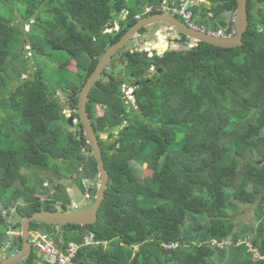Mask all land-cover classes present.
<instances>
[{"label":"trees","instance_id":"1","mask_svg":"<svg viewBox=\"0 0 264 264\" xmlns=\"http://www.w3.org/2000/svg\"><path fill=\"white\" fill-rule=\"evenodd\" d=\"M163 1L0 0V247L7 228L20 232L23 216L56 210L55 201L64 206L58 195H36L24 168L49 170L62 161L90 181L93 201L99 175L79 122L78 92L135 14L144 6L159 12ZM191 1L199 25L233 26L236 0ZM247 6L249 26L239 46L191 45L181 35L174 39L178 48L147 59L126 45L117 52L86 104L109 175L97 220L88 226L33 221L29 230L58 244L93 233L100 244L79 250L81 264H264V0ZM151 45L163 50L167 42ZM52 51L65 57L54 58L48 71L44 60ZM117 65L124 78L114 74ZM126 80L137 81L133 102L120 88ZM253 203L257 224L232 217L239 204ZM212 239L232 244L218 248ZM15 241L13 250L20 249V234ZM34 256L15 264H35Z\"/></svg>","mask_w":264,"mask_h":264},{"label":"water","instance_id":"2","mask_svg":"<svg viewBox=\"0 0 264 264\" xmlns=\"http://www.w3.org/2000/svg\"><path fill=\"white\" fill-rule=\"evenodd\" d=\"M247 3L248 0H236V7L233 13L235 32L230 37H218L207 32L191 28L172 13L162 11L142 16L134 24H132L116 42L108 46L82 85L77 98V114L79 122L98 169L99 181L96 186L94 199L88 206L80 208H74L71 210H51L42 208L34 211L30 215L23 216L20 223L19 233L21 236V247L17 251L2 259L0 264H15L31 254L32 247L29 242V228L30 223L33 221L61 226L65 224L88 226L96 222L97 211L104 198L109 175L104 166L99 138L93 129L86 104L89 91L100 78L103 70L108 64H110V67L112 68L115 66V63L111 62L113 56L119 50L123 49L128 41L139 35L140 29L147 28L154 24H163L164 26L173 28V31L176 33L174 37L172 36L173 40L180 38L181 35H184L189 39L191 45L197 44L198 42H205L224 48L239 46L242 44V36L249 26ZM169 38L171 37L169 36ZM165 42H167L165 49L159 50V48L153 47L151 52H148L146 48H142L140 49V56L143 59H147L154 53L159 55L162 54L170 47L169 40L166 39ZM119 62L123 64L124 61L120 58ZM149 70L151 71V68ZM120 88H122V85H120ZM73 120V116L69 115L67 117L68 124L72 125Z\"/></svg>","mask_w":264,"mask_h":264},{"label":"rangeland","instance_id":"3","mask_svg":"<svg viewBox=\"0 0 264 264\" xmlns=\"http://www.w3.org/2000/svg\"><path fill=\"white\" fill-rule=\"evenodd\" d=\"M131 3L132 1H130V4ZM256 8H257V4H254V8H253L254 11H256ZM139 9L140 7L137 8V10ZM27 28H28L27 26H24V30H27ZM114 28H117L116 25L114 26ZM155 29L156 28H153L152 26L150 28H146V31L149 30L150 32L148 36L140 37L137 35L136 37L131 39L133 42L128 41L125 44L126 47L130 46V48L132 49L135 46H137L138 49H142L144 47H148L149 44L154 43L160 38L166 41V38L168 37L167 35L168 33L169 36L171 37L169 39L170 44L172 43L174 47L178 48L177 42H174V40L172 39V36L174 37L176 34L175 32L170 31V29L168 28L166 33L164 31L157 33ZM23 53H25L27 57H30L28 49H25ZM50 53H52L53 58L49 59V57L47 56L44 60V65L46 67V70L48 71L51 69L50 65L52 66L56 62L55 59H58L57 57H60L61 60H63L65 57V53L61 51H52ZM55 67H57V65H55ZM122 69H124V67H121V65H117L116 68H114V74H118L119 76H122L123 75L121 74ZM53 74L56 75L57 71H53ZM128 82L129 80H126V82L123 84L121 89L124 91L125 97L131 102H133L134 99L133 97H131L132 89L130 88V86H128ZM52 83L53 82H51V84ZM57 95L60 96L62 100L66 99L64 94L60 91L57 93ZM64 111H65L66 116L71 114V110L69 108H66ZM75 122L76 120L74 119L73 123ZM102 137L106 138V134H102ZM65 164L66 163H63L62 161H60L58 162V165L55 166L57 169L53 167L49 170H40V169H37L36 167L24 168L22 171L23 173L27 174V178H26L27 184L26 185L28 187H32L34 189V193L36 195H39L43 199H46L49 196H52L54 194L58 195L59 200L61 199L64 200V206L60 204L61 203L60 201L58 202L55 201L53 203V207H55L56 209H59V210L74 209L75 207L73 206V203L77 205V208L88 206L92 202V199L86 200L85 193H86L87 188L90 185V181L86 180V183H85L84 179L78 177L77 172L70 173L69 170L66 168ZM141 167L142 169L143 168L145 169L146 163H143ZM55 170L57 171V173L55 172ZM45 181H47L46 183L47 185H44ZM98 181H99V176L96 181V186L98 184ZM10 190L11 189H9L7 192H10ZM21 201L22 200L20 199V203H22ZM229 208L230 207H228L227 209ZM254 208H255L254 203L253 204H239L236 207V209L231 211V214H232V217L236 219V221L248 222V223L250 222V223L257 224L258 221H256L255 219ZM230 210L231 209H229V211ZM11 217L13 219L12 221H15L16 216L13 215ZM16 234H18V231H16ZM4 254L5 252L1 253L0 255L3 256ZM32 254L34 256L38 253L35 249H33ZM34 258L35 259H33V262L34 260H36L35 256Z\"/></svg>","mask_w":264,"mask_h":264},{"label":"built area","instance_id":"4","mask_svg":"<svg viewBox=\"0 0 264 264\" xmlns=\"http://www.w3.org/2000/svg\"><path fill=\"white\" fill-rule=\"evenodd\" d=\"M191 0H182V2L178 5L170 4L166 0L161 3L159 6L160 11L170 12L173 15L177 16L182 20L186 25L191 28L198 29L204 32H207L211 35L218 37H230L235 32L234 27V17H232L233 26H225L220 27L218 29L207 28L203 25H199L194 21L193 12L189 8L191 4ZM152 7L144 6L141 13L135 14V18L138 20L143 15L150 14ZM86 183V180H84ZM91 198L90 187L87 188L85 193V199L89 200ZM73 206L77 208V205L73 203ZM13 213V212H11ZM2 215L7 217V221L9 223L13 222V215H7V211L5 209L2 210ZM12 228H7L5 231L6 240L4 244L0 247V254L3 252H12L17 251L18 249L14 248V244L16 243L15 239L11 237L14 234ZM249 247H251L250 243L247 240H244ZM29 242L31 243V247L37 251L38 254L36 260H34L35 264H81L78 258V252L82 247L98 245L100 241L94 238L93 233H88L83 236L82 241L74 242L69 241L66 244L61 243L58 244L55 239L46 232L38 231V230H30L29 231ZM211 243L218 248H222L223 245H230L232 242L228 240L219 241L216 239H212ZM166 247L174 246V245H165ZM257 256V254H255ZM2 257V256H1Z\"/></svg>","mask_w":264,"mask_h":264},{"label":"flooded vegetation","instance_id":"5","mask_svg":"<svg viewBox=\"0 0 264 264\" xmlns=\"http://www.w3.org/2000/svg\"><path fill=\"white\" fill-rule=\"evenodd\" d=\"M180 19V18H179ZM159 26H163V24H159ZM147 28H150V27H147ZM165 28H169L168 26H164L162 29H160L161 31H163V30H165ZM170 29V31H172V32H174L173 31V28H169ZM156 30V32H158V30L157 29H155ZM159 30V31H160ZM160 31V32H161ZM149 30L148 31H146V32H144V33H139V35H143V37H145V36H148L149 35ZM170 38H167V40H169ZM170 45H172V43L170 44ZM169 45V46H170ZM124 49V48H123ZM127 49V48H126ZM129 49V51H131V52H133V50L129 47L128 48ZM122 50V49H121ZM119 52V51H118ZM117 54V53H116ZM115 56H118V55H115ZM151 68V71L149 70ZM159 70V69H158ZM155 71H156V68L153 66V65H150L148 68H147V72L149 73V75L151 76V75H154L155 74ZM124 72H125V68L124 69H122V71H121V74H123L122 76H120L121 78H124ZM134 84H137V81H134V82H128V86H130V88L132 89V91H131V94H132V96L134 95V90H133V85Z\"/></svg>","mask_w":264,"mask_h":264},{"label":"clouds","instance_id":"6","mask_svg":"<svg viewBox=\"0 0 264 264\" xmlns=\"http://www.w3.org/2000/svg\"><path fill=\"white\" fill-rule=\"evenodd\" d=\"M159 12H162V11H159ZM147 15H148V14H147ZM143 16H144V15H143ZM116 27L118 28L117 25H116ZM166 39H167V38H166ZM148 47H150V44H149ZM144 48H147V47H144ZM132 50H133V51H136V50L140 51V49H138L137 46H135L134 48H132ZM151 56H152V55H151ZM151 56H150V57H151ZM121 85L123 86V84H121ZM131 97H133V96H131ZM64 112H65V111H64ZM70 115H71V114H70ZM68 116H69V115H68ZM68 116H67V117H68ZM75 120H76V119H75ZM13 212H14V211H13ZM13 231H15V230H13ZM15 232H16V231H15ZM15 232H14L13 235H11V237L14 238V239H15ZM19 233H20V232H18V234H19ZM18 234H17V235H18ZM17 235H16V236H17ZM5 237H6V236H5ZM244 240H246V239H244ZM4 242H5V241H4ZM243 242H245V241H243ZM248 242H249V240H248ZM235 243H236V242H235ZM249 243H250V242H249ZM254 252H255V254H258L257 251L254 250ZM12 253H13V252H12ZM8 255H9V253H7V252H5V254H4L2 257H1V255H0V261H1L2 259H4L6 256H8Z\"/></svg>","mask_w":264,"mask_h":264},{"label":"crops","instance_id":"7","mask_svg":"<svg viewBox=\"0 0 264 264\" xmlns=\"http://www.w3.org/2000/svg\"><path fill=\"white\" fill-rule=\"evenodd\" d=\"M151 26H152L153 28H156L157 30H158V29L160 30V29H162V28L164 27V25L161 27V26H159V24H154V25H151ZM151 26H149V27H151ZM167 29H168V28H165V30H163V31L166 33V32H167ZM159 30H158V32L161 31V30H160V31H159ZM158 32H157V33H158ZM161 32H162V31H161ZM143 35H144V34H143ZM143 35H138V36L143 37ZM167 35H168L167 38H169V34H168V33H167ZM132 42H133V41H132ZM115 55H116V54H115ZM115 55H114V56H115ZM114 56H113V57H114ZM46 183H47V181L44 182V185H47ZM16 235H17V234H16V232H15V236H16ZM5 240H6V237H5ZM5 240H4V241H5ZM12 251H13V249H12ZM7 253H9V252H7Z\"/></svg>","mask_w":264,"mask_h":264},{"label":"bare ground","instance_id":"8","mask_svg":"<svg viewBox=\"0 0 264 264\" xmlns=\"http://www.w3.org/2000/svg\"><path fill=\"white\" fill-rule=\"evenodd\" d=\"M163 41H164V40H163ZM152 44H154V43H152ZM153 47H156V46H153V45H151V46H150V47H148V48H151V49H152Z\"/></svg>","mask_w":264,"mask_h":264}]
</instances>
